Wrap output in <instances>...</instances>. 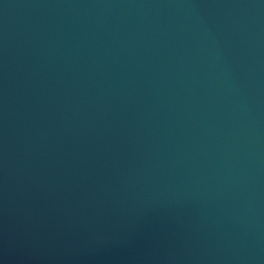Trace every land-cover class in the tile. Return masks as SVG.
<instances>
[{"label": "water", "instance_id": "obj_1", "mask_svg": "<svg viewBox=\"0 0 264 264\" xmlns=\"http://www.w3.org/2000/svg\"><path fill=\"white\" fill-rule=\"evenodd\" d=\"M0 264H264V0H0Z\"/></svg>", "mask_w": 264, "mask_h": 264}]
</instances>
